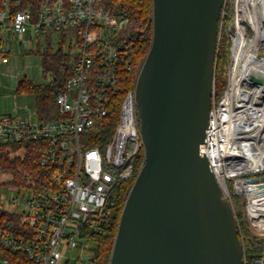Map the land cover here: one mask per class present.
<instances>
[{"label": "built area", "instance_id": "2783aa9c", "mask_svg": "<svg viewBox=\"0 0 264 264\" xmlns=\"http://www.w3.org/2000/svg\"><path fill=\"white\" fill-rule=\"evenodd\" d=\"M106 1L43 0L37 12L27 7L15 13L10 0L0 2L1 24L9 22L18 36L59 33L76 38L79 48L73 74L56 93L57 118L0 112V186L11 190L0 212L19 223L9 225L12 230L0 224V264H12L6 253L31 264H73L69 251L78 239L107 234L122 186L131 187L144 164L135 87L121 101L113 134L104 137L119 80L133 73L136 51L147 41L127 10ZM224 38L226 87L218 95L214 84L202 152L232 205L241 198L249 225L264 236V195L254 196L264 193V0H225L218 52ZM30 142L40 150L44 174L38 179L1 163L24 161ZM252 264H264V257Z\"/></svg>", "mask_w": 264, "mask_h": 264}, {"label": "water", "instance_id": "95a60500", "mask_svg": "<svg viewBox=\"0 0 264 264\" xmlns=\"http://www.w3.org/2000/svg\"><path fill=\"white\" fill-rule=\"evenodd\" d=\"M224 2L152 0L151 45L135 83L145 161L110 264H244L232 202L202 152Z\"/></svg>", "mask_w": 264, "mask_h": 264}, {"label": "trees", "instance_id": "16d2710c", "mask_svg": "<svg viewBox=\"0 0 264 264\" xmlns=\"http://www.w3.org/2000/svg\"><path fill=\"white\" fill-rule=\"evenodd\" d=\"M2 0H0L1 2ZM12 13L17 10L29 7L35 12L39 11L41 2L43 0H10ZM19 1V4L17 2ZM109 7L115 10H127L136 24L145 28L147 34V41L142 48L136 51L133 58L134 71L128 77L127 75L121 76L119 80V89L114 95L112 115L109 118L110 126L107 125L104 133V137L108 138L114 132L115 126L119 118V108L121 101L127 91L132 90L135 87L137 74L141 61L147 55L152 39V0H107ZM229 61V45L227 38H224L220 44L218 56H217V68L215 74V85L218 95H221L226 87V71L225 67ZM42 66L45 74H51L53 81L50 84L38 85L31 80L22 79L19 80L16 88L17 93H23L33 95L35 98V106L37 113L42 120L57 118L56 108V93L58 89L62 88L67 79L73 74L75 61H71L70 55L63 52L60 48L54 53H44L42 55ZM27 155L24 161L17 160L11 161L7 158L1 160L2 166L6 170H15L18 172V168L22 173L29 172L34 178L42 176L44 170L39 166L40 150L37 148L36 143L27 144ZM142 162L140 158L138 165ZM19 178V175H18ZM131 184H125L121 188V196L119 203L115 208L112 216L111 224L107 234L102 236H95L94 240L97 242V255L93 264H110L115 237L118 229L120 216L122 213L123 205L127 198V191ZM234 201L241 202V198L236 197ZM241 214L239 213L237 219L238 224H242V228L239 231L240 237L244 245V251L247 258V264H252L253 260L258 257H264V237H259L254 234L248 224V220H240ZM0 224L11 229L9 225L19 226L18 219L14 215L0 212ZM12 230V229H11ZM10 258L14 259L20 257L24 259L23 264H31L22 255H16L12 253H6ZM33 264V263H32Z\"/></svg>", "mask_w": 264, "mask_h": 264}, {"label": "rangeland", "instance_id": "374dc122", "mask_svg": "<svg viewBox=\"0 0 264 264\" xmlns=\"http://www.w3.org/2000/svg\"><path fill=\"white\" fill-rule=\"evenodd\" d=\"M4 25L5 27L0 31V59L5 57L7 63L4 64L2 60L0 61V111L6 110L14 114L24 111L37 112L33 95L16 92L19 80L28 79L38 85L52 83L53 76L44 73L42 55L57 52L62 48L64 53L70 55L71 61H74L79 51L76 38L74 42H71L70 39L64 38L62 34L54 33L52 35H34L32 39L27 34L20 39L19 36L13 35L9 22H5ZM20 40L23 41L22 44H20ZM54 111L56 113L57 109L55 108ZM38 117L40 118L39 115ZM2 197H11V190L6 185L0 186V203H2ZM233 208L236 219L240 213L242 216L240 220H247L242 200L241 202L234 201ZM238 228L240 231L242 228L241 223L238 224ZM250 228L257 236L264 237L255 232L251 226ZM78 243L79 246L68 253L73 258L72 263L93 264L91 260L92 257L97 255V242L95 240L78 239ZM86 243H89V245L83 247V244Z\"/></svg>", "mask_w": 264, "mask_h": 264}, {"label": "crops", "instance_id": "0c3cea01", "mask_svg": "<svg viewBox=\"0 0 264 264\" xmlns=\"http://www.w3.org/2000/svg\"><path fill=\"white\" fill-rule=\"evenodd\" d=\"M5 27V25H0V31L3 29ZM13 35L15 36V35H17V34H15V33H13ZM27 35V34H26ZM18 36V35H17ZM25 36V35H24ZM24 36L23 37H20L19 36V38L20 39H22V38H24ZM28 36H29V38L30 39H32V34L31 33H28ZM23 43V41L22 40H20V44H22ZM1 52V51H0ZM5 57H3L2 59H0V61L2 60V63H4V64H6L7 62H4L3 61V59H4ZM1 113H3V114H14V113H12V112H10L9 113V111H6V110H2V111H0ZM29 112H31V111H29ZM27 113V111L25 112H17L16 114H19V115H25ZM32 113V112H31Z\"/></svg>", "mask_w": 264, "mask_h": 264}, {"label": "bare ground", "instance_id": "6f19581e", "mask_svg": "<svg viewBox=\"0 0 264 264\" xmlns=\"http://www.w3.org/2000/svg\"><path fill=\"white\" fill-rule=\"evenodd\" d=\"M262 74L264 75V65H263V68H262ZM264 193H259L258 195H254V196H263Z\"/></svg>", "mask_w": 264, "mask_h": 264}, {"label": "flooded vegetation", "instance_id": "af4514ba", "mask_svg": "<svg viewBox=\"0 0 264 264\" xmlns=\"http://www.w3.org/2000/svg\"><path fill=\"white\" fill-rule=\"evenodd\" d=\"M129 189H130V187H129ZM129 189H128V191H129ZM128 191H127V195H128ZM126 201V200H125ZM118 203H119V201H118ZM124 206V205H123Z\"/></svg>", "mask_w": 264, "mask_h": 264}]
</instances>
